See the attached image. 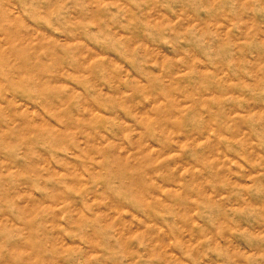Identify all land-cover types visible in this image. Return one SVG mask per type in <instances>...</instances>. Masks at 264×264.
Wrapping results in <instances>:
<instances>
[{
	"label": "rangeland",
	"instance_id": "1",
	"mask_svg": "<svg viewBox=\"0 0 264 264\" xmlns=\"http://www.w3.org/2000/svg\"><path fill=\"white\" fill-rule=\"evenodd\" d=\"M0 264H264V0H0Z\"/></svg>",
	"mask_w": 264,
	"mask_h": 264
}]
</instances>
